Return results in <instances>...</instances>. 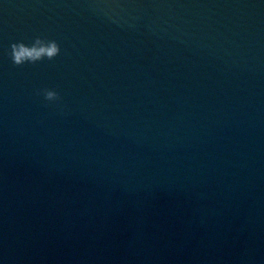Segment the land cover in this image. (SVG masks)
<instances>
[{"label":"water","instance_id":"95a60500","mask_svg":"<svg viewBox=\"0 0 264 264\" xmlns=\"http://www.w3.org/2000/svg\"><path fill=\"white\" fill-rule=\"evenodd\" d=\"M0 264H264V0H0Z\"/></svg>","mask_w":264,"mask_h":264},{"label":"clouds","instance_id":"9594fccd","mask_svg":"<svg viewBox=\"0 0 264 264\" xmlns=\"http://www.w3.org/2000/svg\"><path fill=\"white\" fill-rule=\"evenodd\" d=\"M50 51H51L52 53H55V52L57 51L55 45H52ZM17 59H18V58H17ZM52 95H53V93H48V96H49V97H51Z\"/></svg>","mask_w":264,"mask_h":264}]
</instances>
